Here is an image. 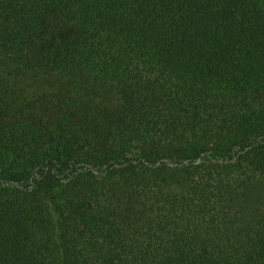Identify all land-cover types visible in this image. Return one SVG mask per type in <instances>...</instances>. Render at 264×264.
Segmentation results:
<instances>
[{
  "label": "trees",
  "instance_id": "trees-1",
  "mask_svg": "<svg viewBox=\"0 0 264 264\" xmlns=\"http://www.w3.org/2000/svg\"><path fill=\"white\" fill-rule=\"evenodd\" d=\"M0 264H264V0H0Z\"/></svg>",
  "mask_w": 264,
  "mask_h": 264
}]
</instances>
